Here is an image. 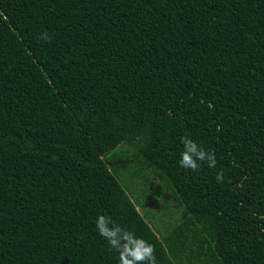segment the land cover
Masks as SVG:
<instances>
[{"label": "trees", "instance_id": "1", "mask_svg": "<svg viewBox=\"0 0 264 264\" xmlns=\"http://www.w3.org/2000/svg\"><path fill=\"white\" fill-rule=\"evenodd\" d=\"M145 169L183 206L164 233ZM98 215L156 264H264V0H0V264H118Z\"/></svg>", "mask_w": 264, "mask_h": 264}, {"label": "clouds", "instance_id": "2", "mask_svg": "<svg viewBox=\"0 0 264 264\" xmlns=\"http://www.w3.org/2000/svg\"><path fill=\"white\" fill-rule=\"evenodd\" d=\"M44 38H48L46 33ZM182 144L184 150L180 153L178 161L180 167L199 171L203 162H207L209 168L216 167L214 153L199 147L188 137L182 138ZM215 179L218 182L223 180L222 171L215 176ZM96 229L98 234L107 241L108 247L118 254V264H156L154 246L146 240L136 237L134 233L121 228L110 217L98 215Z\"/></svg>", "mask_w": 264, "mask_h": 264}, {"label": "rangeland", "instance_id": "3", "mask_svg": "<svg viewBox=\"0 0 264 264\" xmlns=\"http://www.w3.org/2000/svg\"><path fill=\"white\" fill-rule=\"evenodd\" d=\"M123 149L129 153L131 152L127 144L119 145L114 151H117L123 157L127 152H124ZM145 170L148 173L147 179L140 176L134 178L128 184L129 192L134 196L139 195L141 197L142 205L139 207L140 211L144 213L143 211L146 210L148 213H153L152 216H148V220L161 233H164L166 228L175 225L183 218V206L179 203V199L172 194L171 188L164 184L163 180L155 177L151 170ZM156 184L161 186L160 194L155 192L154 186ZM153 199L155 200L153 201Z\"/></svg>", "mask_w": 264, "mask_h": 264}]
</instances>
